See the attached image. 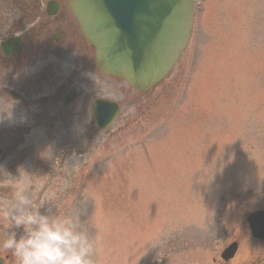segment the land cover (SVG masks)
Masks as SVG:
<instances>
[{
    "label": "rangeland",
    "instance_id": "374dc122",
    "mask_svg": "<svg viewBox=\"0 0 264 264\" xmlns=\"http://www.w3.org/2000/svg\"><path fill=\"white\" fill-rule=\"evenodd\" d=\"M46 1L23 0L24 11ZM17 11L0 0V38ZM74 46L51 49L29 83L13 76L29 87L22 101L8 94L12 77L0 83V135L25 124L30 144L27 172L0 181V243L23 232L5 219L16 185L79 220L94 264H217L224 236L264 208V0H196L188 48L147 93L98 73ZM98 97L121 105L106 130L90 111Z\"/></svg>",
    "mask_w": 264,
    "mask_h": 264
},
{
    "label": "water",
    "instance_id": "95a60500",
    "mask_svg": "<svg viewBox=\"0 0 264 264\" xmlns=\"http://www.w3.org/2000/svg\"><path fill=\"white\" fill-rule=\"evenodd\" d=\"M68 1L84 35L96 49L97 68L125 78L141 91L170 72L191 35L195 0ZM118 111L116 103L97 100L93 107L97 127H108ZM252 216L264 217V211ZM228 250L232 255L235 248Z\"/></svg>",
    "mask_w": 264,
    "mask_h": 264
},
{
    "label": "flooded vegetation",
    "instance_id": "af4514ba",
    "mask_svg": "<svg viewBox=\"0 0 264 264\" xmlns=\"http://www.w3.org/2000/svg\"><path fill=\"white\" fill-rule=\"evenodd\" d=\"M54 1V4L58 7L56 14H48L46 11L44 14H23L18 24L14 22L16 24V30L14 31L16 34L22 36L19 51L15 50L9 55H5L0 50V83L6 85L5 82L10 81L9 77H12L8 87L12 86L13 90L19 92L22 96L21 101L29 93V89H27L29 87L24 84V82L29 83L31 80L29 70L36 66L37 62L44 61L49 55H54L51 54L53 53L51 49L63 44L69 47L70 43L73 42L75 44L74 47L79 49H74L75 52H80L81 50L85 54L87 52L83 59L92 61L94 57L93 48L83 37L72 14L68 12L66 0ZM28 16H33V20L30 22V32L26 33L23 31L27 23L24 19ZM78 39L81 42H78ZM19 72H22L25 78L24 82L14 79L13 76ZM14 82L17 83L13 86L12 83ZM18 83H21L22 87H19ZM0 90L2 89L0 88ZM5 131H10V134L0 135L1 182H9L10 178L18 179L20 176H23L29 167L30 158L29 126L22 124L17 126V128L5 129ZM14 191L15 188L13 187L5 189V192L8 193H13ZM226 207L228 208L229 206L222 205L221 210H224ZM221 225H225V223L223 222ZM224 240L227 241V244L220 250L218 259L216 260L217 264H264V237H256L253 234L246 217L245 219H240L238 224L231 229L229 235L224 236ZM232 243L237 244V251L231 259L225 260L223 252ZM0 256L6 259L9 258V254H5L3 251H0Z\"/></svg>",
    "mask_w": 264,
    "mask_h": 264
},
{
    "label": "clouds",
    "instance_id": "9594fccd",
    "mask_svg": "<svg viewBox=\"0 0 264 264\" xmlns=\"http://www.w3.org/2000/svg\"><path fill=\"white\" fill-rule=\"evenodd\" d=\"M12 187L15 203L5 219L10 228L22 227L23 232L19 238L15 231L9 232L0 247L17 264H94L93 242L78 219L51 213L43 201L35 206L22 189Z\"/></svg>",
    "mask_w": 264,
    "mask_h": 264
}]
</instances>
